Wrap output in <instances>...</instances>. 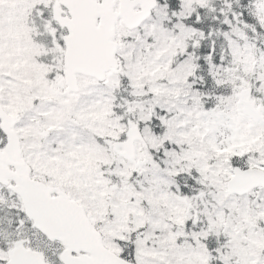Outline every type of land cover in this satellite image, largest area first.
<instances>
[{"label": "snow or ice", "instance_id": "snow-or-ice-1", "mask_svg": "<svg viewBox=\"0 0 264 264\" xmlns=\"http://www.w3.org/2000/svg\"><path fill=\"white\" fill-rule=\"evenodd\" d=\"M0 264H264V0H0Z\"/></svg>", "mask_w": 264, "mask_h": 264}]
</instances>
